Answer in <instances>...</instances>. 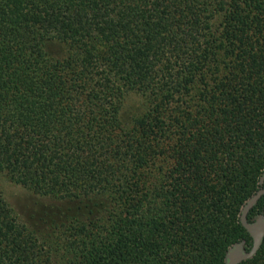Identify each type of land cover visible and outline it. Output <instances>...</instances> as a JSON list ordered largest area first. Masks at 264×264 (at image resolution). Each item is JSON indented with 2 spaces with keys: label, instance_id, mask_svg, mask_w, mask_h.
I'll list each match as a JSON object with an SVG mask.
<instances>
[{
  "label": "trees",
  "instance_id": "1",
  "mask_svg": "<svg viewBox=\"0 0 264 264\" xmlns=\"http://www.w3.org/2000/svg\"><path fill=\"white\" fill-rule=\"evenodd\" d=\"M263 172L264 0H0V174L79 204L0 264H225Z\"/></svg>",
  "mask_w": 264,
  "mask_h": 264
},
{
  "label": "rangeland",
  "instance_id": "2",
  "mask_svg": "<svg viewBox=\"0 0 264 264\" xmlns=\"http://www.w3.org/2000/svg\"><path fill=\"white\" fill-rule=\"evenodd\" d=\"M48 48L51 52L58 49L57 45H50ZM143 101L144 98L139 94H128L122 110L123 121L129 122L142 108ZM0 191L19 219L38 234H41L46 229V225L41 221L51 217L53 212L56 213L60 208L67 210L72 206H79L77 202H59L58 200L34 194L24 187L10 182L3 174H0ZM259 218H263V216L259 215L254 220ZM243 245L247 250L251 247L245 246L244 243Z\"/></svg>",
  "mask_w": 264,
  "mask_h": 264
},
{
  "label": "water",
  "instance_id": "3",
  "mask_svg": "<svg viewBox=\"0 0 264 264\" xmlns=\"http://www.w3.org/2000/svg\"><path fill=\"white\" fill-rule=\"evenodd\" d=\"M259 184H264V172L262 173ZM264 193L263 189L257 191L241 208L240 222L252 239L251 247L245 249L243 242L233 245L226 254L225 264H239L242 261L252 258L259 250L264 239V218L253 221L248 220V213L256 205L257 201Z\"/></svg>",
  "mask_w": 264,
  "mask_h": 264
}]
</instances>
